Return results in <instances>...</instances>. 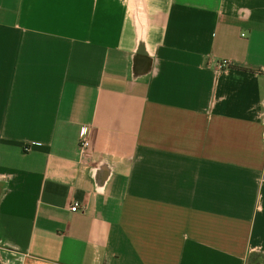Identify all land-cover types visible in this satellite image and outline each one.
Instances as JSON below:
<instances>
[{
  "label": "crops",
  "instance_id": "0c3cea01",
  "mask_svg": "<svg viewBox=\"0 0 264 264\" xmlns=\"http://www.w3.org/2000/svg\"><path fill=\"white\" fill-rule=\"evenodd\" d=\"M0 264H264V0H0Z\"/></svg>",
  "mask_w": 264,
  "mask_h": 264
},
{
  "label": "built area",
  "instance_id": "2783aa9c",
  "mask_svg": "<svg viewBox=\"0 0 264 264\" xmlns=\"http://www.w3.org/2000/svg\"><path fill=\"white\" fill-rule=\"evenodd\" d=\"M229 66V62L227 61H222L221 63H219L217 65V67L219 69L222 68H227ZM82 135L84 136V138L81 140L80 145H79V152L80 155L82 156V158L88 159L89 158V148H90V143L87 139V135H88V130L86 128H84L82 130ZM79 210V205L74 203L71 207H70V211L71 212H77Z\"/></svg>",
  "mask_w": 264,
  "mask_h": 264
}]
</instances>
